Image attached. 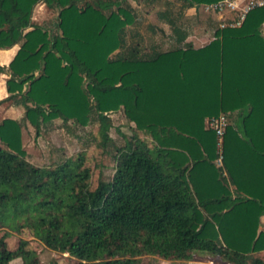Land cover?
Instances as JSON below:
<instances>
[{
	"label": "trees",
	"instance_id": "obj_1",
	"mask_svg": "<svg viewBox=\"0 0 264 264\" xmlns=\"http://www.w3.org/2000/svg\"><path fill=\"white\" fill-rule=\"evenodd\" d=\"M121 1L0 0V49L18 46L5 67V90L17 95L13 104L25 107L36 130L53 119L103 125V115L118 109L137 129L115 149L110 179L90 189L83 156L34 166L16 120L1 119L0 227L28 229L80 264H129L143 254L187 261L195 253L264 264L257 254L264 250V196L231 197L221 175L233 183L232 156L264 158V5L238 27L219 29L212 16V39L197 49L144 57L136 38L122 48L133 16ZM180 1L192 7L216 0ZM38 2L57 10L55 33L31 24ZM162 15L179 42L174 20ZM195 93L214 102L193 115L166 102ZM233 110L239 124L225 126L222 164L215 166L214 133L204 119ZM199 168L207 183L199 182ZM15 258L31 262L35 252L25 240L0 251V264Z\"/></svg>",
	"mask_w": 264,
	"mask_h": 264
},
{
	"label": "rangeland",
	"instance_id": "obj_2",
	"mask_svg": "<svg viewBox=\"0 0 264 264\" xmlns=\"http://www.w3.org/2000/svg\"><path fill=\"white\" fill-rule=\"evenodd\" d=\"M121 6L130 11L133 21L135 19L136 22L127 26L126 40L134 42L136 38L142 47L150 46L154 42L162 43V48H171L174 45L170 42V39L174 40V35L170 33L168 23L162 14L167 18H172L179 27L187 29L186 33L189 32L193 38H199L197 43L199 41L200 44L211 40L216 29L212 15L205 12L201 5L186 7L180 0H122ZM56 15L55 8L38 2L32 9L30 22L50 33H55ZM153 28L159 30L155 36L151 33ZM261 33L264 36V25L261 28ZM7 54L6 51L0 52V66L2 67L0 69V120L10 118L18 123L20 144L25 152V159L34 166L54 167L66 158H74L79 155L83 156L84 166L88 167L90 172L88 180L90 189H94L99 181L109 180L115 163L113 159L115 149L122 146L125 140L135 133V129L124 118L122 110L118 109L104 114L103 125L94 122L81 127L70 121L64 123L60 119H53L41 123L36 130V127L24 117L25 107L22 104H13L12 99L17 98V95L9 97L10 94L5 90L8 73L5 78L4 69L6 66L4 62L6 61L3 59L9 57L6 56ZM3 86L6 93L3 91ZM0 238L2 253L14 250L20 240H25L27 247L35 252V259L31 262L24 263L20 258H15L9 264H47L51 259L56 260L59 264H80L68 253L45 246L28 229L15 232L0 227ZM191 259H193V264L203 261L206 264H228L218 256L207 253H195ZM128 263L188 264L187 261L149 254L131 258Z\"/></svg>",
	"mask_w": 264,
	"mask_h": 264
},
{
	"label": "crops",
	"instance_id": "obj_3",
	"mask_svg": "<svg viewBox=\"0 0 264 264\" xmlns=\"http://www.w3.org/2000/svg\"><path fill=\"white\" fill-rule=\"evenodd\" d=\"M163 20V17H161ZM165 20V18H164ZM166 21V20H165ZM164 21V22H165ZM135 19L133 21V23H131L132 25L135 24ZM138 25V24H137ZM264 25V24H263ZM168 27L170 29V33L174 35V40L170 39V42L173 43L174 45L171 48H162V43H157L154 42L152 45L150 46H144L142 47L140 45V42L137 40V49L139 50L138 53L139 55L142 54V56H148L151 54H154L156 52H165V51H169V50H173L175 48H181L184 49L188 46H191V48L193 49H197L203 45H205L206 43H202L200 44L199 41L197 43V40L199 38H193L192 35H190V33H186L187 29L184 30L183 28L178 27V31L179 33L182 35V39L177 42V36L172 33L170 25L168 24ZM159 32L158 29L153 28L152 29V35L155 36V33ZM135 35V34H134ZM172 40V41H171ZM192 40V42H191ZM134 44V42H128V40H126V44L125 46H123L122 48L125 47H129ZM166 46V45H163ZM17 45H13L11 48L8 49H0V52L3 53L4 51H6L8 54L6 56L5 59H3V61L5 63V66L7 65V63L10 61V59L13 57V55L15 54L16 50H17ZM2 65V64H1ZM5 70V69H4ZM5 72V78L7 77V72L6 70ZM2 81H4V79H1ZM4 84V83H3ZM3 91L4 93V86H3ZM159 97L157 98V102H161L162 98L161 95L159 93L158 95ZM171 97V99L166 100V102L169 104V108L171 106V104L175 105V107L172 110L177 111V113H180V115H193V114H197L198 112H203V110L206 109V106L208 104H210L211 102H214V98L213 99H209L206 96L202 95V94H193V96H187L184 95L183 97H177L175 96ZM163 101H165V99H163ZM172 107V106H171ZM123 113V112H122ZM124 116V114H123ZM227 119H228V124L234 125V124H239V118H240V113L238 110H233V111H229L226 113ZM125 118V117H124ZM126 119V118H125ZM127 120V119H126ZM205 120L204 119V123H203V127H205ZM128 121V124L131 125L136 132V128L135 125L132 121ZM261 145V144H260ZM261 147H264V144L261 145ZM212 164H214L213 162V158L209 161ZM229 168L231 169V174L233 175V183H231L229 181V179L227 178V175L224 172H222V176H224L226 178L227 181V190L230 193L231 197H234L236 195L239 196H256V197H263L264 196V158H256L253 157L251 158L250 156L248 158H240L239 156H232L229 159ZM203 171L200 170V168L197 170V177H199V182L201 183H207L208 180L204 179L203 176ZM211 182V180H210ZM206 189L211 190V188L206 187ZM264 230V213L262 215H260L259 217V225H258V230ZM260 258L264 261V250H260L257 253ZM188 264H193V259H189L187 260ZM199 264H206L205 261L200 262Z\"/></svg>",
	"mask_w": 264,
	"mask_h": 264
},
{
	"label": "built area",
	"instance_id": "obj_4",
	"mask_svg": "<svg viewBox=\"0 0 264 264\" xmlns=\"http://www.w3.org/2000/svg\"><path fill=\"white\" fill-rule=\"evenodd\" d=\"M262 5H264V0H216L201 4L204 11L214 17L219 29L238 27L249 10ZM227 123V116L223 113L210 116L205 120V127L214 133L215 157L213 162L215 166L222 164V139Z\"/></svg>",
	"mask_w": 264,
	"mask_h": 264
}]
</instances>
